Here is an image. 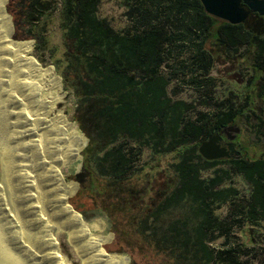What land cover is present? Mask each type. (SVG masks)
I'll return each instance as SVG.
<instances>
[{"label": "trees", "instance_id": "16d2710c", "mask_svg": "<svg viewBox=\"0 0 264 264\" xmlns=\"http://www.w3.org/2000/svg\"><path fill=\"white\" fill-rule=\"evenodd\" d=\"M52 3L9 0L8 11L17 29L29 27L18 36L45 50L39 34H31L59 10L64 55L57 70L64 90L76 97L74 120L88 139L83 151L80 133V188L95 195L96 210L116 226L123 222L118 215L127 216L125 223L163 264H264V77L256 94L246 92L241 101L234 90L218 98L210 87L219 60L235 63L239 56L263 67L264 34L209 16L199 0H126L130 25L123 31L99 17L100 0ZM173 80L193 85L198 99H173ZM238 120L262 144L261 155L204 160L199 145ZM169 155L176 161L158 167ZM235 176L249 186L247 196L230 185ZM226 205L222 217L218 211ZM221 238L224 244L213 247Z\"/></svg>", "mask_w": 264, "mask_h": 264}, {"label": "rangeland", "instance_id": "374dc122", "mask_svg": "<svg viewBox=\"0 0 264 264\" xmlns=\"http://www.w3.org/2000/svg\"><path fill=\"white\" fill-rule=\"evenodd\" d=\"M7 1L0 0V21L4 24V26L0 27V44L2 43L1 41L3 40L8 47V51H11L15 49L17 45L21 43H26L30 46L31 51L28 54V58L31 61L37 62L41 68H52L54 70L55 76L58 80V88L61 92L62 98L60 102L57 104L55 110L45 115L43 120L45 123H50L58 116H61L65 120V123L68 126H70L66 134L69 135L70 137L73 136L74 141L76 143V145L74 143L75 148L74 150L72 149V155L75 157L74 154L76 150L77 152H79V157L78 154L77 157L78 160L80 159L81 162L79 161V164L81 165L83 164V157L81 153L82 141L80 142L81 140L80 133L84 137L85 135L80 130L78 123H76L74 120L76 97L71 91L64 90L62 77L60 76L57 70V66L60 64V59H62L64 55V47L62 43L63 31L61 29V24H60L59 10L57 9L55 12L51 14L50 18L46 21V23L39 27L38 32L36 33L33 32L31 34V36H36V34H39L37 35V37H41L42 42L44 41L46 43V46L44 48L45 50H43L42 49L43 45L40 44L41 46L39 47L35 39H28L22 41L20 40L18 41V39H13V37L17 38L18 32L19 33L21 32V34L23 32L25 34L24 31H27L29 27L23 25L24 27L22 29L21 28L17 29L16 23L14 21L15 20L14 15H12L8 11L9 0ZM45 1H50V2L53 1V3H55L59 8L60 0H45ZM125 2L126 0H100L99 10H98L99 17L101 19H105L110 24V26L114 28L116 31H123L130 25V21L126 16L127 8L125 7ZM53 3L52 5H55ZM22 11L23 10L21 8H17L15 14L21 17L20 13ZM1 13H3L4 16H2ZM10 37L13 40V42H17L19 44L11 46L9 42ZM48 48L51 51L54 50L55 54L53 55L52 53H50L51 51H49ZM1 51L2 50L0 49V62L2 61ZM252 57L253 55L250 56L251 60ZM238 60L239 61L235 63L226 60L225 61L219 60V62L215 64L212 70L210 71V77H212L213 79V82L211 83L210 87L214 95L217 96L218 98H226L227 96L224 97V95H228L232 90H234L235 92L238 90H243L244 89L243 86L247 83V80L250 78L249 74L252 72V69L243 68L242 57L238 56ZM6 67H7L6 65L0 64V193H1L0 196L2 198L4 197L6 198L7 207L10 209L9 212L12 215V218L10 219L12 220V222L13 221L15 222L14 223L8 222L10 220H8V218H5L3 216L4 214L3 211L1 210L2 206L0 205V210H1L0 211V228H1L0 248H3L4 245L9 246V244L10 247L15 246L16 240H14V237L16 236L15 235L16 232L14 231L15 229L13 228L14 227L13 225L21 224L19 226V229L22 235H24L25 231L33 234V231H30L26 228L27 225L31 226L29 222V220H31V217H29L26 211L23 212L24 209H22L20 205L14 204L15 206L14 208L9 196L10 195L12 196L14 194L13 197H16L18 195V191H16V189L18 188H15V186L18 184L19 181H17L15 185V182H13V180L16 178L17 175L23 173L22 171L23 169L27 171L29 170V168L26 167L29 166L30 163L34 164V162L36 161L34 157H36L37 154L35 156L34 153L40 151L43 147V145H39V142L33 139V135L29 137V133H31L33 130L31 127H29L30 124H26V122L23 121V117H21L24 116L27 118V120L31 122L34 119L27 117L29 116L27 111L23 112L24 110H28L30 108L29 105L25 106L27 103L26 100L28 99L27 98L28 95L26 93H23V97H24L23 100H17V101L12 100L17 96V93H15L12 89L16 91L18 90L22 91L23 88L21 86L14 88L12 87L13 82H8L7 78H5V73L7 70H5V73L3 72V70ZM239 68L241 69L242 72H244L248 76L246 77L240 76L238 74ZM163 70L166 74H171L172 72L170 68H164ZM257 84L258 82H256V85ZM251 92L255 95L257 92V87L256 86L252 87ZM168 93L173 99H183L186 101H192L198 99V95L200 94V92L198 93L193 85L189 83L174 81V80L171 82L169 86ZM25 97L27 99H25ZM255 100L258 101L257 99ZM30 110L34 111L39 115V112L36 110V108H31ZM198 110L201 112L211 111V109L209 108H199ZM21 112H23V114ZM246 124L247 123H245V121L242 120H238L236 124L241 129L240 143H241V147L245 148L244 158L256 159L261 155L263 146L261 143H258L256 141L255 136L252 134V132L250 131V129ZM78 141H79V147L77 149ZM86 147L87 145L83 148V151L86 149ZM148 154H149L148 151H145V154L143 155L141 162L147 160ZM42 156L44 160H47L50 157V149H46L43 152ZM175 161L176 160L173 155L166 156L161 160L158 167H162V168L169 167V164L174 163ZM17 166L21 168H18ZM18 169H22V170H18ZM57 172L63 175L62 177H60V180L68 187V190H70L69 194L65 197V202L67 207L69 208V211L72 214H76V215L80 214L84 221L83 222L84 225H88L93 222H100V223L102 222L103 229L92 230L91 231L92 233H88L87 236L88 237L96 236V238H100L103 240L102 243L100 244V249L103 252V254L107 256L119 257L122 264H131L132 257L136 260L135 264L164 263V260L161 256L154 254L149 248H145L146 244H143L140 241L143 237L135 233L134 228H131L133 226L129 225L128 223L127 224L125 223L127 216L122 217L121 215H118L119 219L120 218L123 219L122 225L120 221L117 226L111 224L109 216H107V213H104L103 210H102L103 213L97 211L98 209H100L98 208L99 205L98 200H96L95 195L92 192L82 191L80 185H78V189L75 192L76 185H70V183H72V181H75L74 177L75 174L78 172L77 166H71L65 168L59 165L57 168ZM141 180L142 179H138V180L135 179L134 181H136L138 184L139 182L142 184ZM231 184L233 187L236 188V190L239 192L241 196L248 195L249 186L245 183V181L241 177L235 176L232 179L230 185ZM7 195H9L8 198ZM69 198H70L69 200L70 204L73 207L76 206L77 209L75 207L74 209L79 214L75 212L68 204ZM9 199L10 202H8ZM96 208L98 209L96 210ZM229 210H230L229 205H226L223 206L218 211V213L222 217H224L229 213ZM82 212H84V214L87 216V220L82 215ZM23 217L25 220L23 219ZM47 227L49 228V226ZM10 230H13L14 233ZM4 233L6 237H4L5 235L1 236V234L3 235ZM7 237L10 238L8 239ZM32 237L29 238L30 243L31 240L36 241L35 236L33 235ZM52 238H55L58 241L57 251L63 260H66L68 264H83L82 258L79 256L73 245L69 242L66 233L63 232H60L59 234L57 233L56 235H52ZM11 241H13L14 243ZM26 241H24V243L28 245ZM7 242L9 243L6 244ZM224 242L225 239L221 238L213 243V247L220 248L224 244ZM45 243L49 248L48 242L45 241ZM138 244H141L140 245L141 251L139 249L137 250L135 247ZM45 247L46 246L44 245V249ZM134 248L135 250L133 251ZM25 262L26 263L24 262L23 263L29 264L28 260H26Z\"/></svg>", "mask_w": 264, "mask_h": 264}, {"label": "bare ground", "instance_id": "6f19581e", "mask_svg": "<svg viewBox=\"0 0 264 264\" xmlns=\"http://www.w3.org/2000/svg\"><path fill=\"white\" fill-rule=\"evenodd\" d=\"M1 15L4 16L3 13ZM1 26H4V24L0 21ZM1 42L2 61L0 64L7 66L3 70L4 73L7 70L5 78H7L8 82H13V88L21 86L23 88L22 91H25L22 92L12 89L17 93L16 98L12 100H23V93L28 95V99L25 97L27 99L25 106L29 105L30 108L23 112L27 111L29 114L27 117L34 119L31 122L26 117H21H23V121L26 124H30L29 127L33 130L29 133V137L33 135V139L39 142V145H43V147L40 151L34 153L35 156L37 154L34 157L36 161L34 164L30 163L26 167L29 168L28 171L18 169L23 171V173L17 175L13 180L15 185L19 181L15 186V188H18L16 189L18 195L16 197H13L14 194L12 196L7 195V198L8 196L10 197L14 208V204L20 205L24 209L23 212L26 211L29 217H31V220H29L31 226L27 225L26 228L33 231V234L25 231L24 235H22L19 229L21 224L13 225L14 231L16 232V236L14 237L16 244L11 247L10 244L9 246L4 245L3 248H0V264H24L26 260L29 261V264H68L58 254V241L52 238V235L59 234L60 232L67 234L69 242L82 258L83 264H122L119 257L103 254L100 249L102 239L96 238V236H94L95 238L87 236L88 233H92V230L103 229L102 222H93L84 225L81 216L72 214L66 205L65 197L69 194L70 190L60 180V177L63 175L57 172V168L59 165L65 168L77 166V171H79L80 159L78 160L79 152H77L78 157L77 154H74L75 157L72 155V149L74 150L76 143L73 136L70 137L66 134L70 126L65 123V120L61 116H58L50 123H45L43 120L45 115L55 110L62 98L54 70L52 68H41L37 62L31 61L28 58V54L31 51L28 44L13 42L10 37L9 42L11 46L19 45L15 49L8 51L6 43L3 40ZM31 108H36L39 115L30 110ZM23 112L21 113L23 114ZM46 149H50V157L44 160L42 154ZM17 167L21 168L19 166ZM70 185H77V183L72 181ZM10 199L8 202H10ZM6 201L5 197L2 198L0 196L3 216L10 220L8 222L14 223L15 221L12 222L10 219L12 215L9 212L10 209L7 207ZM10 231L13 232V230ZM4 235L5 233L3 235L1 234V236ZM33 235L36 241L31 240L30 243L29 238ZM45 241L48 242L49 248ZM44 245L46 246L45 249Z\"/></svg>", "mask_w": 264, "mask_h": 264}, {"label": "water", "instance_id": "95a60500", "mask_svg": "<svg viewBox=\"0 0 264 264\" xmlns=\"http://www.w3.org/2000/svg\"><path fill=\"white\" fill-rule=\"evenodd\" d=\"M205 9V12L216 19L222 20L230 25H249L252 32L256 36L264 34V0H199ZM13 39H22L17 35ZM225 130H232L234 136L229 138V144L226 147H222L221 137L211 135L209 138L202 142L198 147V153L206 161H220L227 159H239L240 153L235 150L233 144L234 138L241 133V129L237 125L225 127L222 134H225ZM88 139H86V145ZM85 145V146H86ZM236 152V156L233 153ZM84 167L81 164L80 170L75 174V182L77 185H81L84 181ZM78 213V212H77ZM79 214V213H78ZM80 215V214H79ZM81 216V215H80ZM82 218V217H81ZM83 220V219H82ZM84 222V221H83Z\"/></svg>", "mask_w": 264, "mask_h": 264}, {"label": "flooded vegetation", "instance_id": "af4514ba", "mask_svg": "<svg viewBox=\"0 0 264 264\" xmlns=\"http://www.w3.org/2000/svg\"><path fill=\"white\" fill-rule=\"evenodd\" d=\"M250 24H251V22H250ZM254 58H255V56L253 55L252 59H254ZM249 60H251V58H249ZM260 60H264V49H263V53L260 56ZM262 64H263V67L255 66L254 63H251V64L249 63V64H246V66H245V62H243V64H242L243 68L244 69H250L251 68L252 72L249 74L250 78L247 80V83L243 86L244 89L236 91L237 94L234 97V98H236V100L241 101L242 96H245L246 92H251L252 87L256 86L257 90H258L259 85L261 84L262 78L264 77V62ZM238 74L240 76H243V77L248 76L244 72H242L240 68L238 70ZM256 82H258L257 85H256ZM253 91H254V89H253ZM230 126L228 125L226 127H230ZM224 128L216 130L212 135L221 137L222 140H221V142H219V144L222 147L227 148L226 145L229 144V138H232L234 136V133L232 132V130H225L226 131L225 134H222ZM240 134L237 137H235L234 141H233V144L235 146V150L240 153L239 159L244 156V152H245V150H244L245 148L241 147ZM233 156H236V152L233 153ZM227 160H231V159H227ZM222 161H224V160H222Z\"/></svg>", "mask_w": 264, "mask_h": 264}]
</instances>
